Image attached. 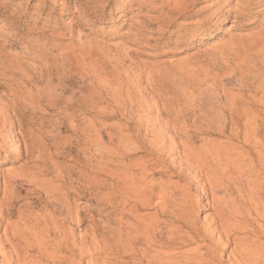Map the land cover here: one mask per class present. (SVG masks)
Masks as SVG:
<instances>
[{
	"label": "rangeland",
	"instance_id": "rangeland-1",
	"mask_svg": "<svg viewBox=\"0 0 264 264\" xmlns=\"http://www.w3.org/2000/svg\"><path fill=\"white\" fill-rule=\"evenodd\" d=\"M181 2L184 10L178 12ZM235 9L237 18L232 13ZM42 91L51 97L39 99L36 117L46 131L60 134L65 151H57L48 162L43 160L42 166L36 154L25 157L23 139L17 138L7 154H1L0 177L20 172L26 177L12 189L19 215L15 212L10 222L19 225L20 221L22 226L29 218L40 219L43 212H51L56 202L46 181L60 177L61 186L71 193V202L81 210L86 235L83 254H73L70 264L73 259L72 264H159L142 258V249L148 244L152 250L168 252L163 248L176 246L177 235L170 242L165 235L162 244L138 237L132 250L128 245L115 248L124 246L126 238H135L134 227L141 230V226L136 218L127 216L129 206L122 211L117 210L120 201L110 203L113 195L105 186L110 184L108 180L98 179L102 185L93 193L88 191L89 182L83 181L94 168L99 169V177H109L107 173L118 172L119 167L153 159L144 150L120 148L113 141L116 137L123 140L132 128L139 130L140 140L146 138L145 145L152 143L153 134L159 136L163 130L166 136L172 134L167 140L164 135L166 149L179 144L181 132H187L193 147H178L175 166L182 165V152L207 153L202 163L213 176L184 174L225 177V189L217 197L229 201L228 209L230 203L243 213L255 202L258 207L264 205V0H0V106L33 99L36 93L42 97ZM53 98L59 99L58 106L50 101ZM80 100L81 106L77 104ZM64 104L70 108L63 112L59 108ZM95 139L101 149L89 146ZM77 140L82 141V149L76 146ZM95 148L113 156L96 161L89 157ZM116 153L128 155L121 161L124 165L116 163ZM31 165L38 169L30 170ZM39 169L47 170L48 175H42L45 179L34 173ZM148 177L154 184L171 181L183 185L172 173L149 170ZM82 195L85 201L78 200ZM201 205L198 220L208 222L212 212L205 209V201ZM120 211L121 215L115 214ZM163 221L167 223L169 218ZM118 236L121 242L116 240ZM256 241L264 248V238ZM195 247L194 242L179 247L162 260L177 259V252ZM230 249L224 251V260Z\"/></svg>",
	"mask_w": 264,
	"mask_h": 264
},
{
	"label": "bare ground",
	"instance_id": "bare-ground-1",
	"mask_svg": "<svg viewBox=\"0 0 264 264\" xmlns=\"http://www.w3.org/2000/svg\"><path fill=\"white\" fill-rule=\"evenodd\" d=\"M184 5L185 3L181 2L179 6H177L176 9L178 10V12L184 10ZM232 13L235 15L234 18H237V10L235 9L234 11H232ZM30 86L33 85L30 84ZM22 87L20 88L21 90L23 89ZM11 89L13 90V88ZM36 91L39 92V90ZM42 92V97H39L40 94L36 93L38 94V96L33 99H31L32 96L29 99L25 100L16 99L13 104L9 106L7 104V106H0V157L3 156L2 153L7 154L8 149L12 148L13 143L17 140V138H21V140L23 139L22 146L25 157H34V155L36 154V158L41 161L40 163L42 164V166L45 165L44 161H46V159H52L57 151L61 150V153H64L65 149L60 143V134L58 133L57 135H54L53 131H46L43 127V124L39 121V118L36 117L37 113H35V111L37 110L39 99H49L51 97L47 96L48 93H45L44 91ZM50 101H52L55 106H58L59 104V99L53 98ZM82 103V100L77 101V104L79 106H81ZM69 106L64 104L63 107L60 106L59 110H67L70 108ZM95 107L97 106L95 105ZM43 119L40 120L42 121ZM7 126L13 129L12 133L14 134L10 133L11 131H6ZM63 128H66V126ZM133 129L134 128L128 131L126 130L127 134L126 137L123 138V140L117 139L116 137L113 139V141H117L120 148L123 147L124 149H131L133 151L144 150V152L147 153V158H153L151 161L146 162V160H149L151 158L146 160H140V158H138V160H140L138 164L134 165L133 167H129L127 166L128 164H125L126 166L118 168V172L111 171L107 173L109 177H99V169L97 170L96 168H94L97 165L96 164L93 167L95 171L94 173H92L91 177H83L84 182H89L88 191H91L92 193L102 185L101 183L97 182L98 179L104 178L105 180H108L110 184L105 186L109 188L111 194L113 195L110 203L118 204V202L120 201L117 206V210L122 211L129 206V212L127 213V216L136 218L134 220L138 221L141 226V230L137 227H134L136 229V237L134 236L135 238H126L124 236L126 238L124 240L126 244L124 246L116 245L115 248L119 247L120 249H124L126 245H128V248L130 249L132 247V250L133 246H135L136 244L135 241L138 239V237L145 239L146 243L151 242L152 244H162V238H164L165 235L167 236L165 237L169 240V242L172 240L171 237L177 235L174 237V243H176V246L163 248L168 249V252L157 251L154 249L152 250L150 245L147 244V246L142 249L140 256L142 258L147 257L148 259H146L149 260V262H159V264H264V248L256 241L258 237L264 238V205L262 204L261 207H258V205H255V202L254 207H251L249 209L247 207L249 212L244 213L240 212V209L235 207L233 203H230L231 207L228 209L226 205L229 204V201L224 197H217V194L220 193L222 189H225L222 183L223 178L225 177H189L188 174H184V172H195L196 174L201 175L205 173L204 176L209 173V176H213L211 175L209 169H207L206 166H204V164L202 163V156L205 157L207 153H202L200 155L198 153L191 154V152L190 154H183L184 152H182V162L180 161L182 165L175 166V162L178 159L176 158L178 156H176L178 147L181 148V150H190L193 147L190 138L191 136H186L187 132H181L183 141L180 137L179 139H181V141L179 142V144H176L177 146L174 145L175 143L171 144L172 146L170 145L171 147H168L169 150L166 152L168 148L166 149V142L164 140L166 133H164V130L159 132V136H156V134L154 136L153 134L152 143L145 142V145L144 140L146 138L140 140L139 130L135 129V131H133ZM147 133L150 132L148 131ZM73 134H77L76 131H73ZM170 136H172V134ZM57 137H59V139H57ZM168 137L166 138V140L168 139ZM108 139L112 141V138H110V136ZM169 139H171V137ZM81 142H79L78 140L77 142H75L76 146L79 149L82 145ZM89 146L97 148L99 146V143L95 139L91 141V144ZM83 147L85 148V143ZM96 148L94 149V153L92 155L90 154L89 157H94L95 159H97L96 161L104 160V158L109 159L111 157L112 154H104L102 150H98ZM85 152L86 150H84V153ZM205 152H207V150ZM67 153L68 150L66 152V155ZM127 156L128 155L126 153H124V155L122 154V156L116 153L114 159L117 160V164L124 165V163L121 161L126 160ZM56 158L58 159L59 157ZM69 158H71V156H69ZM39 160L37 163H39ZM33 166L32 168H30V170L32 171H34L35 168L38 167V165H35L36 167ZM50 167L52 168L53 166ZM111 167L107 169H112ZM56 168L58 169V167ZM46 169H39L34 173H38V175L41 174L40 179H45V177L43 176H45V174L47 173ZM149 170L156 171V173H172V178L179 180L183 183V185L180 186L171 181H168L167 183L162 182L160 184H154L151 182V180L147 181V179L149 178ZM175 170L178 173H176ZM20 173L12 175L9 173L10 175L8 174L6 176H2L4 174L3 173L1 175L2 177H0V264H70L73 254L78 253V257L83 254L81 246L83 244L84 237H86L85 233L83 232L84 221L81 218V210L79 206L76 204V202H71V193H68L67 189L61 186L62 181L60 180V177H54V182L48 181L51 178H47V186H49L50 194L53 195L52 198H54L56 202V204L52 206L51 212H43V214L45 213V215H42L40 219L29 218V222L24 226L20 224V221L19 225L17 222H10V219L18 212H16L15 210L18 202L14 201L12 189L16 190L19 186V182L23 178L21 177L22 174ZM25 178H23L24 181H26ZM31 178L33 179V177ZM170 178L171 177H168L169 180ZM36 184L38 183L36 182ZM26 187L28 186L26 185ZM24 188L25 187L23 184V189ZM43 188H45L44 185ZM49 190L47 191L49 192ZM15 193L18 194L19 191L18 193ZM14 197H16V195ZM80 199L81 201H85L86 196L82 195V197L78 200ZM256 200L259 201L260 199L258 198ZM203 201H205V209L212 212L210 220H208V222H206V220H204L205 222H199L198 220L199 212L202 210L201 203ZM145 210H153L155 212L153 215L145 214L138 216L136 214L138 211ZM122 211L115 214L121 215ZM19 212L22 211L20 210ZM17 214L19 215V213ZM35 216L36 215H34V217ZM164 218H169V222H164ZM74 231H77L79 236H77ZM104 236L105 233L102 231L101 241H103ZM119 236L116 240L118 242H121L122 240L121 238H119ZM193 242L194 244L196 243V247L186 252H177V259L169 260L168 258H166V261L162 260V258L166 257V255L170 252H174V250L179 251L181 249H179V247H190ZM229 247H231V249L227 252V258L224 260V251ZM201 250L205 251L203 252ZM72 263H74V259L71 264ZM137 264H142V261H137Z\"/></svg>",
	"mask_w": 264,
	"mask_h": 264
}]
</instances>
